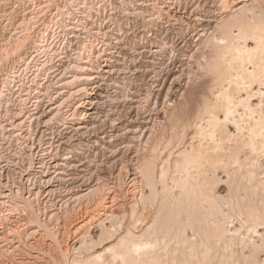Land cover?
Instances as JSON below:
<instances>
[{
	"label": "bare ground",
	"instance_id": "obj_1",
	"mask_svg": "<svg viewBox=\"0 0 264 264\" xmlns=\"http://www.w3.org/2000/svg\"><path fill=\"white\" fill-rule=\"evenodd\" d=\"M259 1L221 0L220 15L223 16L213 15L212 19L201 24L198 33L207 34L208 30L215 26L217 30L220 28L221 31L229 34L232 39L227 36L230 41L225 43V48L224 43L222 44V56L219 55L222 63H215L222 66L221 69V66L217 65L221 71L214 70L216 69L215 64L211 68L212 72L219 74L218 76L215 74V77L210 80H204L205 86H200V84L203 85L202 80L199 82L195 79L193 82L192 77L191 84L195 85L193 87L196 88L197 83H200L199 91L204 87L200 92L197 90L196 94L192 91L194 89L192 85L190 86L191 89L193 88L192 93L189 94L186 91L189 94L186 95L182 83H172L171 93L167 94L169 92L167 90L166 95L164 94L167 105L166 102L163 103L165 100L162 102L158 100L161 96L158 90V93L146 94L147 102L152 98L155 107L150 109L149 105H146L147 108L144 107L145 109L142 110L134 105L137 100L134 97L138 95V92L132 91L131 87L127 88L126 96L117 98L120 92L117 89H122V86L115 84L116 80L107 84V86L113 85L112 87L117 88L113 91L114 96L107 95L106 90L102 95L100 84H96L95 80L100 78L107 79L104 81L111 80L113 74L120 71L117 68L119 63L124 64L127 72L138 71L137 57L145 56L146 52L154 55L159 53L154 42L157 33L145 30L143 35L139 36V38L145 37L144 42L141 43L142 46L139 45L143 49L139 52L135 50L134 54L130 53L131 58L126 62L128 53L122 51L126 49L124 45L123 48L120 47L121 43L128 40L126 34H123L126 32H123L115 42L105 40L107 41L106 48L95 56L90 53L91 56L84 62L87 64L86 67L72 66L70 61L71 70L93 71L94 73L93 75L86 72L77 78L75 81L81 83V87L77 90L65 94L64 89L71 84L70 80L59 82L61 84L56 85L57 81L53 82L46 76L44 81L47 84L38 85L34 91L36 96L34 99L31 97L33 100H29L33 106L32 109L27 108L28 96H26L23 99L18 98L19 107L11 108L8 110L9 113L5 110L4 114L0 115L2 137L12 138L19 148L18 152L16 151L18 156L14 155L15 159L11 156L0 155V162H4L3 165L0 163V205L9 206V212L21 211L18 220L13 221L16 224H23V221L24 224L27 223V226H24H29L26 232L32 224L38 227L37 230L33 228L30 231L32 235L37 236V239L30 241L29 244L25 243L28 244L30 253L27 248V251L24 249L27 256L17 264H232L229 260L237 264L240 261L245 264H264V4H260L263 6L260 9ZM164 2H173V7L170 5L173 9L180 6L177 0H164ZM184 3L187 4L185 1ZM251 7L253 9L259 7V14L256 10H251ZM249 9L250 12L256 11L257 17H255L256 12L253 13L255 16L250 13L252 16H246ZM172 16L176 19L181 18V15L177 13H173ZM248 17L255 19L249 20ZM141 19L143 21V18ZM234 28L237 29V34L231 31ZM212 34L210 32L205 37V42L216 41L217 37H214V40L215 35ZM223 36L226 39L225 35H220V37ZM134 37L137 35L134 34ZM82 60L73 64L83 63ZM62 64L56 65L57 67L54 64L53 69L59 70ZM69 67L70 65H67L68 69ZM167 67L165 74L162 72L164 82H167L172 71V66ZM63 69L67 70L65 66ZM163 86L160 84L159 88L163 89ZM88 88L92 91L90 93L95 94V97L80 98ZM43 89L45 92H40ZM52 92L56 94L52 95ZM183 94L186 95L185 100L182 98ZM73 96L79 97V101L75 98L77 101L71 104L70 100ZM59 100L61 101L58 103ZM24 108L27 109L25 112ZM120 108L123 115L117 112ZM112 110L117 115L114 120L110 121L113 124L102 132L100 139L92 136L101 128V124H98L99 129L98 125L90 126L92 120L101 114L107 115ZM154 115L156 119L153 118ZM57 117L61 122L58 127H55L56 125L53 126V124ZM76 117L87 120H74ZM157 118H160L162 122V124L159 123L160 125L165 126L166 129L168 127L169 134L163 133L168 134L164 136V139L160 136L161 139H159L157 136L162 133L155 135L154 131L151 132L155 126L152 125L151 128L150 123L153 122L152 119L157 121ZM105 124L107 126V123ZM105 124L102 122V125ZM100 147L103 149L101 152H104L102 155H100ZM36 148L39 149L36 151ZM38 151L42 153L39 154ZM123 153H126L128 159V162L126 160L128 164L125 177L134 184L133 187L135 186L136 189L130 190V196L121 200L123 202L119 201L121 203L118 204L117 198L109 196L108 191L104 196L99 194L100 188L103 187L100 183L97 184L96 178L94 182L93 177L98 174L96 172L98 163H105L101 160L107 161L109 157L111 161L118 160L120 157L123 159ZM109 154L110 156H107ZM27 156L29 159L25 162L26 164L19 163ZM240 169L244 171L241 172ZM50 170L53 174L55 173L54 177L50 176ZM4 172L6 174L8 172L9 174L18 173L19 180H33V182L31 185L27 184L28 186L23 184L12 186L13 183L3 182ZM37 173L38 176H36ZM86 175L88 179L85 178ZM36 179L39 185H36ZM54 182L55 185H53ZM78 182L79 184L75 186ZM60 191L69 197L62 194L56 198L62 202L65 200L66 203L70 199L79 202L91 195L98 196L99 194L101 197L96 199L95 196L92 207L89 204L92 199L87 201L89 205L85 202L87 207H90L89 209L73 213V216L71 213L63 214L61 219L54 213L56 210L47 209V206L55 201V194L58 195ZM126 192L127 190L124 194ZM222 204L227 206L226 209L222 208ZM27 209L31 211L29 215L25 214L26 211L24 212ZM53 218L58 221L55 223L58 227L52 231L48 226L52 224L49 222ZM241 226L245 227L241 228ZM6 230L0 227V242H3V244L0 243V251L4 247L7 248L8 243L5 244L6 242L13 241L11 237L9 238L13 232L16 236L18 235L15 229ZM238 234L246 238L243 242L244 240L239 236L242 243L236 241L248 246L244 247V249H249L247 253L243 251V248L241 252L234 251L236 247L234 249L232 247L233 250L230 251L227 249L232 246L230 244L228 246L229 241L233 243ZM19 235L21 236L20 233ZM46 236H49L50 242L46 240ZM226 239H228L227 247L221 246H224L225 250L229 251L225 252L228 253L220 250L224 248H220V242ZM21 243L22 240L19 244L23 245ZM215 258H217L216 262Z\"/></svg>",
	"mask_w": 264,
	"mask_h": 264
},
{
	"label": "rangeland",
	"instance_id": "obj_2",
	"mask_svg": "<svg viewBox=\"0 0 264 264\" xmlns=\"http://www.w3.org/2000/svg\"><path fill=\"white\" fill-rule=\"evenodd\" d=\"M177 1H179L178 3H180L179 4L180 6L179 7L176 6V8L173 9L172 8L173 2L165 3L166 1L164 2V0H144V1L143 0H0V107H1L0 108V111H1L0 115L4 114L3 112H5V110L9 113L8 110H10L11 108L19 107L20 106L19 99L26 98V96H28L26 99L27 103L25 102L27 105V108L32 109L33 106H31V103L29 102V100H33L34 96H36L34 91H35V89H37L38 85L44 86L47 84L44 81L46 79V76H47V78L52 79L53 82L57 81L56 85L61 84L59 82H62V81L64 82V81L70 80L69 82H71V84L68 85L64 89L65 94H69V93L77 90L79 87H81V83L77 82L75 80L77 78H79L80 76L84 75L86 72H90L93 75H94V73H93V71L81 72V71L71 70L70 69L71 63H72V66L73 65H79L78 67H82V66L86 67L87 64L84 62H86V60H88L91 55L95 56L99 51H102L103 49H105L106 48L105 44L107 43V41L115 42V40L117 38H119V36L123 32H126L123 34H126V37L128 38V40L125 43L124 42L121 43L120 47L126 48V49L122 50V51L128 53L127 54L128 59L126 62H128L130 60L131 54H134L135 50L136 51L138 50V52H139L140 49L141 50L143 49L142 47H139V45H141V43L144 42L145 37L139 38V36L141 34L143 35V32L145 30H147L151 33L155 31L157 33V37L155 38L154 42L157 46L156 49H159V53L154 55V54H149L148 52H146L145 56H143L141 58L137 57L136 60H139V62H138L139 68L137 67L138 69L137 68L136 69L138 71L133 70L134 72L133 71L127 72L126 68H124V64L119 63L117 65V68L120 71H118L116 74H113L114 76L111 77L112 78L111 80L104 81L107 79H102V78L95 80L96 84H98V83L100 84V85L99 84L98 85L101 87V90H100L101 94L102 93L104 94V91L106 90L107 95L110 94L111 96H114L113 91L116 90L117 88L112 87L113 85H111V87L109 85L107 86V84H110L109 83L110 81L112 83L114 80H116L115 84H117L120 87L122 86V89H117L118 91H120V92H118L117 98L119 99L121 97L126 96L127 88L131 87L132 91L136 90L138 92V95L134 97L135 100L137 99L135 101L134 105L142 110V109H145L144 107L147 108L146 105H149L148 107L150 109H152V107L153 108L155 107V104L153 103L154 100H152V98H151V100H149L147 102V97H146L147 95L146 94H148L150 92L155 94V93H158V90H159V93H161V96H160V98H158V100L160 102L165 100L163 102V103H165L166 102V99H165L166 92L168 90L169 92H167V94L171 93L170 87H172L171 86L172 83H174V84L179 83V82L182 83L184 92L188 91L189 94H190V92L192 93V91H195L194 94L198 93V91L200 89V87H199L200 83L198 84L197 81L201 82L200 80H202L203 81L202 84L203 83L206 84L204 80H210L212 77H215V74H216V76L219 75L216 72H218V69L220 67L218 68L217 65H219V64H215V63H222L220 60L221 58L219 56L223 52L222 44L224 43L223 46L224 45L226 46V44L228 43V40L230 39L229 37H231V36H229V34L227 35V33H225V31H221L220 28H218V30H217V28L215 26H212L208 31H209V33L211 32V34L215 33V31H216V33L212 34V35H215V36H213V38L214 37L215 38L217 37V38H216V41H214L213 43L210 39L211 43H208L209 40L207 42H205V37H207L209 33H207V34L198 33V31L201 29V24L202 23L205 24L206 20L212 19L213 15L223 16V15H220L221 14V12H220L221 0H214V1L213 0H196V1L195 0L194 1L193 0H184L185 2H187V4L184 3L183 0H177ZM139 3H140V5H139ZM195 3H197V4H195ZM261 3L264 4V0L262 2H261V0L258 2V6H260V9L263 8V6H264V5L263 6L260 5ZM141 4H143V5H141ZM195 5H197V7ZM185 6H186V9H185ZM198 6H199V8H198ZM255 8L253 9L251 7L250 9L256 10L259 14V10H260V9H258L259 7L258 8L255 7ZM250 9L247 10L248 12L246 11L247 14L244 12L246 14V16L247 15L252 16V15H254L253 13L256 12V11L250 12L251 11ZM139 11H140V13H139ZM257 12H256V16L254 15L255 17H257V15H258ZM173 13H177V14L181 15V18H178V19H176L175 17L172 18ZM249 13L252 15H250ZM141 15H142V17H141ZM150 16L152 17L151 19H150ZM197 16H198V18H197ZM141 18H143V21ZM248 18H249V20L255 19L254 17H252V18L248 17ZM144 20H145V22H144ZM177 20H179V21H177ZM219 29H220L221 33L223 32L222 34L220 33ZM231 31L232 32L234 31V33H236V34L238 32L236 28H234V30H231ZM118 32H120V33H118ZM134 34L137 35L138 38L134 37ZM219 34L225 35L226 39L224 38V36L220 37ZM246 34H249V33H246ZM246 34H245V36H246ZM227 36H229V37H227ZM248 36H250V35H248ZM113 37H115V38L112 39ZM213 38H212V40H213ZM215 38H214V40H215ZM221 38H223V39H221ZM220 39H221V41H219ZM231 39H232V37H231ZM105 40H107V41H105ZM226 40H227V42H226ZM89 42H91V43H89ZM164 43H165V45H163ZM83 46L85 48H83ZM158 46H160V47H158ZM225 46H224V48H225ZM163 48H165V49H163ZM86 49H90V50H86ZM220 50H222L221 53H220ZM90 53H91V55H90ZM78 55H80V56H78ZM87 55H89V56H87ZM160 56H161V58H159ZM172 58H173V60H172ZM81 60L83 61V63L73 64L75 62H81ZM212 60L215 61V62L213 61V64H212ZM70 61H71V63H70ZM119 61L122 62V60H119ZM217 61H219V62H217ZM54 64H55V66L56 65L59 66L60 64H62V66L59 68V70L55 71L53 69L55 67ZM66 64L70 65L69 69L67 68ZM100 64L101 65L103 64L102 61H100ZM100 64H99V67H100ZM214 64L216 65V67H214V68H216L214 70L215 71L217 70L216 72H212L213 70L211 69V68H213V66H215ZM64 66L67 69L65 71L63 69ZM171 66H172V71L170 73V76H169L167 82L166 81L164 82V80H162V78L164 79L166 67L171 68ZM219 66H221V65H219ZM39 67H40V69H38ZM50 68H52V69H50ZM95 69L97 70V68H95ZM195 69H197V70H195ZM221 69H222V66H221ZM221 69H219V70L221 71ZM154 70H155V73H154ZM37 71L39 72L38 73L39 75L37 74ZM137 72H138V74H137ZM196 72H198L199 74L198 73L195 74ZM161 73H162V75H161ZM53 74H54V76H53ZM59 74L61 76H58ZM157 74L160 75L159 78H157L158 77ZM74 77H76V78H74ZM192 77L194 78L193 82L195 81V79L197 80L195 83H197L198 89H197V87L196 88L193 87L195 85L191 84L192 83V81H191ZM187 78L188 79L191 78V79L188 80ZM162 81H163V83H162ZM206 82H208V81H206ZM189 83H190V85H188ZM160 84L164 85L162 87L163 89L159 88ZM204 84L203 85L200 84V86H205ZM185 86L187 87V90H186ZM190 86L193 87L195 90L193 88H192L193 89L192 90L190 88ZM89 88L86 91V93H84L80 98H82V97L83 98L84 97H95V94L90 93L92 91ZM203 88L204 87H202L201 90H203ZM56 90L59 91V89H56ZM40 92H45V90L43 89ZM33 93H34V95H33ZM52 93H53L52 95L56 94L54 92H52ZM24 94H26V95H24ZM184 94L189 95L187 92ZM184 94L182 96V98H184L183 100L186 99V95H184ZM75 98L78 100L79 97L73 96L72 99L70 100L71 104H73L74 102L77 101V100H75ZM143 99H144V102H143ZM103 100L104 99H102V101ZM60 101L61 100H59L58 103ZM145 101H146V104H145ZM17 103L19 104V106ZM147 103H149V104H147ZM165 104L167 105L168 103L166 102ZM2 106L5 108L8 106V108L3 109ZM102 107L103 106H101V108ZM26 110H27L26 108L23 109L24 112ZM102 111H104L103 108H102ZM117 112H120L123 115V111L121 110V108ZM103 115L105 116L106 114H101L97 118H95V120L93 119L92 123L90 125V126H97L98 124L99 125L101 124V128L99 129L100 126L98 125L99 130H97L96 133L92 134V136H97L99 139H100V137H102V132L104 130H106V128L109 129V127L113 124L110 121L114 120V118L117 117L116 112H114L113 110L105 116L106 118L109 117L108 119H106ZM102 118H103V121H102ZM153 118L156 119V116ZM58 119H59V117H57V120L56 119L54 120L53 126L56 125L55 127H58L60 125L61 121ZM82 119L85 121L87 120L84 118H82ZM82 119L80 117H76L74 120L82 121ZM154 119H152L153 122L150 123L151 128L153 126H155V128L151 129V132L154 131L153 133L155 135L162 133V134H159L157 136L159 139H161L160 137H162V139H164L165 138L164 136H167L169 134V130H167L168 127L166 129L165 126L159 124V123L162 124L160 118H157V121ZM102 122L104 124L107 123V126H106V124L102 125ZM156 124L159 126L156 127L157 126ZM159 127L163 128V129L161 128L162 131ZM157 131H159V132H157ZM166 131H168V132H166ZM163 133L164 134L168 133V134L164 135ZM161 135H163V136H161ZM1 137H2V135L0 133V155L11 156V158L15 159L14 155L17 154V156H18V153H16V151L18 152V149H19L16 146L17 145L16 142L12 138L4 139V137H2V139H3L2 140ZM94 138L98 139L96 137H94ZM7 141H9V142H7ZM38 149L36 148V151ZM99 150H100V155H102L104 153V152H101L103 149L100 147ZM41 153L42 152H39V154H41ZM107 156H110V154ZM118 156H120V155H118ZM122 156L124 157L123 159L120 157L121 159L120 158L118 160L113 159L112 161L110 159L111 157H109V159L107 161L102 158L103 160H101V161H103L105 163H102V164L98 163V166L96 168V170H98V171H96V172H98V174L95 175V177H93V179H94L93 181L95 182L96 181L95 178H96L98 181L97 184L100 183L101 187L104 188L103 192H102L103 188H100L101 191L99 190L100 191L99 194H102L101 196H104L107 194L105 192L108 191L109 196L112 195L115 198H117L116 200H117L118 204L123 202L121 200H124L125 198H128L130 196V193H131L130 190L133 191L134 189H136L135 186H134L135 188L133 187L134 184L127 177H125L126 176L125 175L126 174L125 169H127L126 166L128 164L127 163L128 159L126 157V153ZM22 159H21L22 161H20L19 163L23 162V164H26L25 162L27 161V159H29V157L27 156V157H24ZM126 160H127V162H126ZM113 162H115V163H113ZM0 163L3 165L4 162H0ZM240 170H241V172L244 171V169H240ZM13 172H15V171H13ZM16 172H18V170H16ZM52 172L53 171L50 170V176L55 175V173L53 174ZM119 172H121V173H119ZM4 173H5V177L3 179V182L7 181L8 184L13 183L12 186H17V185L22 186L21 184L28 186V185H31V183L33 182V180L32 181H26L23 179L19 180L20 178H19L18 173H14V174L10 173L11 175L9 174V172L7 174H6V172H4ZM36 176H38V173L36 174ZM87 177H88V175H86L85 178L88 179L89 177L88 178ZM85 178H84V180H86ZM99 179H100V182H99ZM127 180H128V182H127ZM79 182L77 184H75V186H77L79 184ZM106 182H107V185H106ZM102 183H105V184H102ZM127 183H128V185H127ZM129 183H131V185ZM36 185H39L38 179H36ZM53 185H55V182L53 183ZM109 186H110V188H109ZM75 188H74V191H76ZM78 189L79 188L77 187V190ZM125 190H127V192H126L127 194L126 193L124 194ZM128 191H130V192H128ZM115 193L116 194L118 193V195H116ZM62 194L66 195L64 192L62 193L61 191L58 192V195L56 193L54 196L55 201H53L51 203V205L47 206L48 210H52V211L56 210L54 213L61 219H62V216H64L65 214L67 215L68 213H71V215L73 216L78 211H81V210L85 211L86 208L89 209L94 204L93 199H95V196H96V195H94V196L91 195V197H89V198L87 196V197L83 198L84 200L81 199V201H79V202L73 201V199L72 200L70 199V201L68 200L66 203L65 200H63V202H62V201H60V199H57ZM99 194H98V196H96V199L101 197ZM122 194H124V195H122ZM66 196H68V195H66ZM121 198H123V199H121ZM88 200L89 201L91 200V201L89 202ZM87 201L89 202L90 207L89 206L87 207V205H89ZM119 201H121V202H119ZM85 202H87V205ZM81 203H83V204H81ZM75 205L78 208H79V206L81 208L78 209ZM0 206H3V207H0V214H1L0 215V227H2L5 231H7L6 229H8V230L9 229H15L14 231L18 234L17 236H19L17 238V236L14 234V232H13V235L9 236V238L11 237L10 238L11 240H13V241L16 240V241L15 242L9 241V242L5 243V244L8 243L7 244L8 246H7V248L4 247L1 250L4 252L0 251L2 253V254L0 253L1 254L0 255V263H1V257H2V263L1 264H5V263L10 264V262H12V261L13 262L11 264H17V263H20L19 262L20 260H22L23 258H25L27 256V254H25L26 248L28 250V253H30V249L28 248V244L30 243V241L33 242L37 239L36 238L37 236H35L34 234L32 235L30 231H32L33 228H34V230H37L38 227L37 226L35 227V225L32 224V227L26 232V228H29V226L28 227H24V226H27V223L24 224V221H23V224H16L14 222V221L18 220V217L20 216L19 213L21 211L9 212V206H5L3 204H1ZM4 206H5V208H4ZM73 207H74V209H73ZM224 207H225V204L224 205L222 204L223 209H226L227 206L225 208ZM43 209H45V208L43 207ZM66 211H67V213H66ZM24 212H25V214L31 213L30 209L24 210ZM3 213H5L6 215ZM15 215H17V216H15ZM3 217H6V218H3ZM7 218H10L11 220L10 219L8 220ZM4 219H6V220H4ZM52 220H51V222H49L52 224H50V225L48 224L49 225L48 228H49V230L53 231V230H56V228L58 227V224H55L58 221L57 220L55 221V218H53ZM6 221H8V222H6ZM9 221H10V223H9ZM11 221H13V222H11ZM25 222H27V221H25ZM8 223H9V225H8ZM53 225H54V228H53ZM17 226H19V227H17ZM242 227L243 226H241V228ZM241 230L243 232V229H241ZM39 231H41V230H39ZM244 231H245V229H244ZM19 233L21 234V236L19 235ZM29 233H30V235H29ZM239 233H241V232H239ZM29 236H30V238H29ZM236 236L237 237L234 240L235 242L233 241V243H230L231 241H229V243H228V246H229V244H230V246L232 245L231 247H229V248L227 247L226 243L228 242V239H226L225 240L226 242L223 241L225 243L220 242V248L224 247L221 245H225L227 247V249H229V251H230L232 249V247H233V249L236 247L234 249V251L238 250V252L239 251L241 252L242 251L241 248H243V251L245 250L247 253V251H249V249L248 248H247L248 250L246 248L244 249V247H246L247 245L241 244L242 240L240 241V239L242 238V235L240 236V234H238ZM34 237H35V239H34ZM19 238L22 240L21 244H23V245L19 244L21 242V240ZM45 238L48 242H50L49 236L48 237L46 236ZM18 239L20 240V242ZM242 239L244 240L243 242H245L246 238H242ZM26 240H27V242H26ZM236 240L240 241L241 243L237 242ZM25 243H28V244H25ZM1 244H3V242ZM217 244L219 245V243H217ZM235 244L238 246H236ZM17 245L19 247H17ZM237 247H239V249ZM10 250H11V252H10ZM220 250H221V252L224 251V253L229 252L228 250H225V247L220 249ZM225 251H228V252H225ZM9 252H10V254L11 253L12 254L10 255ZM15 253H18L19 255L18 254L16 255ZM13 255H15L16 257ZM6 256H8V258ZM10 258H11V261H10ZM214 260L216 262L217 258H215ZM229 261H232L231 262L232 264L234 263L233 260H229ZM227 263H229V262H227ZM240 263L245 264V263H242L241 261H240ZM240 263H238V264H240Z\"/></svg>",
	"mask_w": 264,
	"mask_h": 264
}]
</instances>
